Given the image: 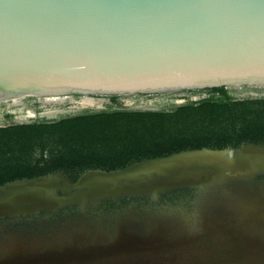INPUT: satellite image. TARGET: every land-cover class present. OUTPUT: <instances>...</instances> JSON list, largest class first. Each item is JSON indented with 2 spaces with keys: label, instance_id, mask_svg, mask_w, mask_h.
<instances>
[{
  "label": "water",
  "instance_id": "water-1",
  "mask_svg": "<svg viewBox=\"0 0 264 264\" xmlns=\"http://www.w3.org/2000/svg\"><path fill=\"white\" fill-rule=\"evenodd\" d=\"M243 86L264 87V0H0V114L33 97ZM181 191L191 194L187 210L148 216L147 229L127 221L111 239L3 248L0 264L141 254H166L161 264H264V143L186 149L74 181L58 171L8 182L0 219L158 203Z\"/></svg>",
  "mask_w": 264,
  "mask_h": 264
},
{
  "label": "trees",
  "instance_id": "trees-1",
  "mask_svg": "<svg viewBox=\"0 0 264 264\" xmlns=\"http://www.w3.org/2000/svg\"><path fill=\"white\" fill-rule=\"evenodd\" d=\"M250 92L259 95L264 87L183 90L178 96L187 99L185 104L143 112L127 111L121 102L127 96L94 95L109 100L106 110L0 127V186L58 171L70 173L74 181L87 170L121 169L186 149L233 150L243 143H264V97H235ZM163 95L174 93L131 97ZM34 151L39 155L32 160Z\"/></svg>",
  "mask_w": 264,
  "mask_h": 264
},
{
  "label": "flooded vegetation",
  "instance_id": "flooded-vegetation-1",
  "mask_svg": "<svg viewBox=\"0 0 264 264\" xmlns=\"http://www.w3.org/2000/svg\"><path fill=\"white\" fill-rule=\"evenodd\" d=\"M67 176L70 179V173ZM190 196L189 192L181 191L162 197L158 203H149L145 199H121L103 202L84 212L70 208L56 213L0 219V257L3 256L1 249L15 246L23 249H45L53 246L57 240L83 239L85 236L111 239L127 221L128 224H136L137 228L144 230L147 225L142 221L148 216L157 212L187 210L182 202ZM164 256L166 254H141L134 257L120 255L92 264H161Z\"/></svg>",
  "mask_w": 264,
  "mask_h": 264
},
{
  "label": "rangeland",
  "instance_id": "rangeland-1",
  "mask_svg": "<svg viewBox=\"0 0 264 264\" xmlns=\"http://www.w3.org/2000/svg\"><path fill=\"white\" fill-rule=\"evenodd\" d=\"M179 92L174 93L173 96L163 95L161 97H155L151 99L137 98L127 96L121 99L123 107L127 111H169L173 107L185 104L187 99L184 100L181 98V95L178 96ZM254 97H264V92L256 94L255 92L250 93H235V97H245L247 95ZM133 96V95H132ZM183 96V95H182ZM188 97L196 98L195 95H188ZM34 100H27L14 108L0 114V127H4L10 124H30L33 120L39 119L43 121H54L55 119L73 116L79 114L84 110L89 111H101L106 110L109 104V100L106 98H94L82 96L79 99L73 97H65L63 101L59 102H46L45 97H33ZM90 98L89 103L84 101ZM89 105V106H88ZM33 113V114H32ZM32 114V115H30ZM7 115H10V119L6 118ZM21 120V121H20ZM37 151L32 153V160L38 157ZM63 172V171H62ZM65 173V172H64ZM68 174V173H65Z\"/></svg>",
  "mask_w": 264,
  "mask_h": 264
},
{
  "label": "bare ground",
  "instance_id": "bare-ground-1",
  "mask_svg": "<svg viewBox=\"0 0 264 264\" xmlns=\"http://www.w3.org/2000/svg\"><path fill=\"white\" fill-rule=\"evenodd\" d=\"M63 100H64V99H63ZM63 100H62V99H56V100H55V102H56V101H59V102H61V101H63ZM84 102H85V103H89V102H90V100H85ZM88 106H89V105H88ZM32 114H33V113H32ZM32 114H30V115H32ZM20 121H21V120H20Z\"/></svg>",
  "mask_w": 264,
  "mask_h": 264
}]
</instances>
